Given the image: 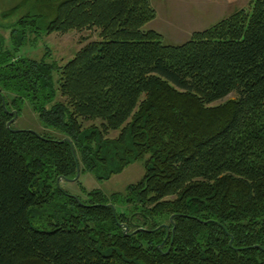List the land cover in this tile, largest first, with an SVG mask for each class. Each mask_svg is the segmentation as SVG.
Masks as SVG:
<instances>
[{"label": "trees", "instance_id": "1", "mask_svg": "<svg viewBox=\"0 0 264 264\" xmlns=\"http://www.w3.org/2000/svg\"><path fill=\"white\" fill-rule=\"evenodd\" d=\"M1 16L18 18L2 24L11 48L0 35V264H264V0L183 44L145 29L151 0H19ZM76 30L97 38L65 64L20 54ZM26 101L62 137L16 128ZM141 159L124 193L60 186Z\"/></svg>", "mask_w": 264, "mask_h": 264}, {"label": "rangeland", "instance_id": "2", "mask_svg": "<svg viewBox=\"0 0 264 264\" xmlns=\"http://www.w3.org/2000/svg\"><path fill=\"white\" fill-rule=\"evenodd\" d=\"M157 11V18L148 23L146 30L161 32L168 44H183L192 36L196 30H204L219 22V20L230 15L231 12L250 9L251 0H151ZM19 0H0V35L5 39L6 47L11 48L10 29L4 28L2 24H10L18 18H3L1 15L10 9ZM20 15V12L18 13ZM35 37H31L33 40ZM97 38V33L92 30H76L68 33L53 32L51 35H43L41 40L31 45L29 42L22 50L21 55L41 59L47 53L50 60H56L65 64L74 54L87 43ZM1 44V40H0ZM231 94L228 97H234ZM12 95H9V99ZM58 100H63L61 94ZM219 103V102H218ZM22 114L13 120L18 129L35 130L46 132L56 137H62L58 131L54 132L43 128L38 114L27 101L23 105ZM118 131L109 132V137H116ZM147 158V157H146ZM114 165L110 164L102 171L104 177L108 175ZM145 159L130 164L123 171L112 175L110 178L100 180L96 174L82 171L79 178L70 181L61 179L60 186L70 194L83 197L85 192L101 189L106 195L124 193L130 184L139 182L145 175ZM121 210V206L116 207Z\"/></svg>", "mask_w": 264, "mask_h": 264}, {"label": "water", "instance_id": "3", "mask_svg": "<svg viewBox=\"0 0 264 264\" xmlns=\"http://www.w3.org/2000/svg\"><path fill=\"white\" fill-rule=\"evenodd\" d=\"M11 122H12V121H11ZM11 122H10L9 124H11ZM79 176H80V175H79V173H78V177H79ZM78 177H77V178H78Z\"/></svg>", "mask_w": 264, "mask_h": 264}]
</instances>
